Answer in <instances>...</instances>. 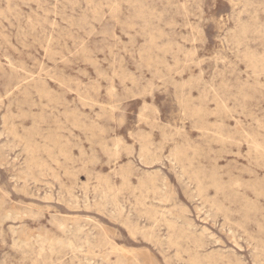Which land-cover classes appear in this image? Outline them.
Masks as SVG:
<instances>
[{"label":"rangeland","instance_id":"obj_1","mask_svg":"<svg viewBox=\"0 0 264 264\" xmlns=\"http://www.w3.org/2000/svg\"><path fill=\"white\" fill-rule=\"evenodd\" d=\"M0 264H264V0H0Z\"/></svg>","mask_w":264,"mask_h":264},{"label":"bare ground","instance_id":"obj_2","mask_svg":"<svg viewBox=\"0 0 264 264\" xmlns=\"http://www.w3.org/2000/svg\"><path fill=\"white\" fill-rule=\"evenodd\" d=\"M80 98V97H79ZM227 234V233H226Z\"/></svg>","mask_w":264,"mask_h":264}]
</instances>
